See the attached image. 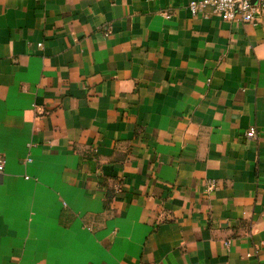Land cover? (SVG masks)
<instances>
[{"label": "crops", "instance_id": "0c3cea01", "mask_svg": "<svg viewBox=\"0 0 264 264\" xmlns=\"http://www.w3.org/2000/svg\"><path fill=\"white\" fill-rule=\"evenodd\" d=\"M191 1L0 0V264H264V0Z\"/></svg>", "mask_w": 264, "mask_h": 264}, {"label": "built area", "instance_id": "2783aa9c", "mask_svg": "<svg viewBox=\"0 0 264 264\" xmlns=\"http://www.w3.org/2000/svg\"><path fill=\"white\" fill-rule=\"evenodd\" d=\"M191 17L206 15L208 13L217 16L223 22H234L238 24H254L260 9L251 3L250 0H201L191 1L187 5ZM165 14V18L169 19ZM244 136L247 139H255L257 132L255 128H249ZM5 160L0 157V181L4 174ZM216 187L213 182L208 184V190Z\"/></svg>", "mask_w": 264, "mask_h": 264}, {"label": "water", "instance_id": "95a60500", "mask_svg": "<svg viewBox=\"0 0 264 264\" xmlns=\"http://www.w3.org/2000/svg\"><path fill=\"white\" fill-rule=\"evenodd\" d=\"M254 0H251V2H253Z\"/></svg>", "mask_w": 264, "mask_h": 264}]
</instances>
